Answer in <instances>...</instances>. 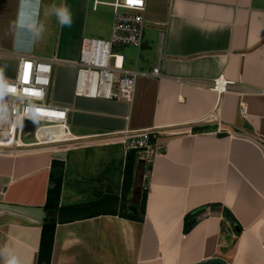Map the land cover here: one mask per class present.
Returning <instances> with one entry per match:
<instances>
[{"label":"crops","instance_id":"1","mask_svg":"<svg viewBox=\"0 0 264 264\" xmlns=\"http://www.w3.org/2000/svg\"><path fill=\"white\" fill-rule=\"evenodd\" d=\"M113 1L0 0V64L10 67L0 78L16 76L22 55L55 58L51 103L69 109L72 141L158 134L152 163L137 168L142 221L129 218L140 211L132 184L121 199H84L63 180L61 208L95 206L57 224L51 264H264V0H147L142 47L117 50L127 69L162 76L140 77L131 103L77 97L82 41L110 37ZM63 8L70 25L60 23ZM221 76L230 86L219 97L211 86ZM218 101L221 124L203 123ZM61 156L0 153V264L10 255L38 264ZM199 209L186 233V215Z\"/></svg>","mask_w":264,"mask_h":264},{"label":"built area","instance_id":"2","mask_svg":"<svg viewBox=\"0 0 264 264\" xmlns=\"http://www.w3.org/2000/svg\"><path fill=\"white\" fill-rule=\"evenodd\" d=\"M146 1L114 0L106 3L113 8L114 13L111 34L108 39H83L75 64V96L131 103L140 77L162 76L158 67L152 72L127 69L124 56L117 50L120 47H142L146 27ZM6 55L7 53L0 52V56ZM54 63L55 58L41 59L22 55L18 58L16 76L13 79L0 78V153L19 155L44 150L56 151L54 149L61 147L59 144H65L54 143L56 136L65 142L67 136L73 134L69 127V109L59 108L51 103ZM229 86V81L221 76L214 79L211 89L221 97ZM202 122L221 124L220 101ZM31 123H36L37 126L32 132H28L27 127ZM47 127L56 128L50 139L47 138ZM151 133H128L124 136L133 140L130 148H136L135 138H146ZM28 135L33 136V142H25ZM261 144L264 153V142ZM154 153L147 150L144 162L150 165Z\"/></svg>","mask_w":264,"mask_h":264},{"label":"rangeland","instance_id":"3","mask_svg":"<svg viewBox=\"0 0 264 264\" xmlns=\"http://www.w3.org/2000/svg\"><path fill=\"white\" fill-rule=\"evenodd\" d=\"M8 68L10 69V67L0 64V71L4 72ZM36 126V123L29 124L27 131L32 132ZM157 136L158 134L154 132L146 138H135L136 148H130L133 140L125 138V136L99 142L82 139L59 144L61 147L54 150L61 153V157L67 161L63 170V180L64 183L66 182L68 193L73 191L72 194L75 197L84 199H98L108 195L121 199L125 193V170L128 159L131 154H134L136 164L131 188L132 192L134 189L137 192L134 202L140 208V196L144 193L145 188L140 183L142 172H138L137 168H144L145 163L148 165V162L144 163L146 152L147 150L156 152ZM33 141L32 135L26 136V143ZM126 212L130 213V209L126 208Z\"/></svg>","mask_w":264,"mask_h":264},{"label":"trees","instance_id":"4","mask_svg":"<svg viewBox=\"0 0 264 264\" xmlns=\"http://www.w3.org/2000/svg\"><path fill=\"white\" fill-rule=\"evenodd\" d=\"M136 164V157L134 154H131L128 159V163L125 170L126 175V187L125 192L130 189L132 178L134 174ZM63 170H64V162L62 161H53L52 163V171L50 178V186L48 190L47 202L44 207V211L47 214L42 227V237L39 251V260L38 264H51L53 248H54V238H55V230L57 224L59 222H68L72 221L71 214L77 215L83 212L90 211L95 204L90 205H74L69 208H61L60 207V199L63 188ZM146 199L147 194L146 191L141 196L140 203V211L134 212L130 215V219L135 221H142L145 217L146 211ZM109 202L113 200V198L108 197ZM203 213V209L196 210L192 213H189L185 217V232H190L197 224L198 218ZM225 215L227 218H231V215L228 211H225ZM233 223L238 224L234 219ZM240 234V231L239 233Z\"/></svg>","mask_w":264,"mask_h":264},{"label":"clouds","instance_id":"5","mask_svg":"<svg viewBox=\"0 0 264 264\" xmlns=\"http://www.w3.org/2000/svg\"><path fill=\"white\" fill-rule=\"evenodd\" d=\"M59 19H60V23L63 25H70L71 23V17L69 14V11L67 8H63L61 9L58 13H57ZM7 264H20L19 260L14 256V255H10L8 260H7Z\"/></svg>","mask_w":264,"mask_h":264},{"label":"bare ground","instance_id":"6","mask_svg":"<svg viewBox=\"0 0 264 264\" xmlns=\"http://www.w3.org/2000/svg\"><path fill=\"white\" fill-rule=\"evenodd\" d=\"M49 132H48V139H50V135H52L53 133H55V127H47L46 128ZM64 136V135H63ZM53 138V137H52ZM73 139H76V138H74L73 136H72V134H70V135H68L67 136V139H66V141L64 142L63 140H60V137L59 136H56V140H55V142L54 143H66V142H69V141H72Z\"/></svg>","mask_w":264,"mask_h":264},{"label":"water","instance_id":"7","mask_svg":"<svg viewBox=\"0 0 264 264\" xmlns=\"http://www.w3.org/2000/svg\"><path fill=\"white\" fill-rule=\"evenodd\" d=\"M198 264H228V263L222 259H213L209 261H203Z\"/></svg>","mask_w":264,"mask_h":264}]
</instances>
